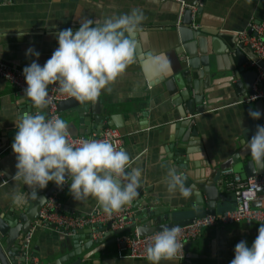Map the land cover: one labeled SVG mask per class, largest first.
<instances>
[{
  "label": "crops",
  "instance_id": "1",
  "mask_svg": "<svg viewBox=\"0 0 264 264\" xmlns=\"http://www.w3.org/2000/svg\"><path fill=\"white\" fill-rule=\"evenodd\" d=\"M197 3L199 29L208 38L209 46L219 52L217 75L209 86L198 81L192 89L203 92L207 109L200 114L187 113L179 98L163 88L159 78L148 64L147 80L142 63H147L149 53L164 52L172 64V73L181 69L186 57L183 53V26L178 25L179 3L174 0H0V58L22 69L33 59L41 65L58 46L53 33L57 30L79 26L83 20L102 22L112 15H120L139 9L143 14L141 35L137 37L136 53L138 59L129 65L109 86L102 90L101 104L97 105L102 116L108 119L95 126V115L83 122L74 110L59 111L67 125L70 135H88L99 132L106 126L118 127L122 134V147L130 156V168L141 169V184L137 197L131 202L132 216L137 225L147 226V221L138 218L141 213L153 207L158 208L160 218L173 214L177 219L202 216L206 210V195L202 194L200 182L210 181L217 184L220 198L216 203L217 213L235 207L234 196L218 184L221 166L232 167L242 177H246L244 164L252 160L246 149L248 138L257 125H262L263 107L251 103H237L232 82H242L246 88L254 89L256 81L249 60L243 66L240 79L231 81L233 62L224 52L228 51L230 39L238 38L236 32L249 30L251 22L264 24V0H193ZM192 28V27H191ZM191 28H188L190 31ZM194 30V28H192ZM7 34L4 38V32ZM198 31V30H196ZM32 47L40 53L39 57L26 56L27 48ZM253 52L250 50V55ZM255 54V53H254ZM253 57V55H252ZM244 81V82H243ZM50 86V85H49ZM264 89V87H263ZM102 107V108H101ZM249 110L261 112L259 119L248 115ZM39 113L45 118L48 107L37 108L16 87L0 77V216L6 212L19 210L11 203L13 192H22L26 198L36 190L22 182L12 180L15 173V154L8 149L16 132L15 122L21 114ZM189 120V121H188ZM102 121V120H101ZM180 122L185 123L180 129ZM188 127H186L187 123ZM90 124V127H89ZM186 127V128H185ZM196 128L200 138L191 134ZM89 130L91 131L90 133ZM180 138L191 141L187 146V169L179 168L175 157L176 142ZM178 139V141H174ZM199 140V141H198ZM201 152L203 159L197 164L189 159L190 154ZM227 164H230L226 166ZM169 168H174L186 177V185H191L192 195L185 198L178 192L169 194L164 182ZM203 168L205 175L200 176L197 169ZM130 170V169H129ZM51 182V181H50ZM49 182V183H50ZM71 183V182H70ZM205 200L203 208L196 209L197 203ZM64 213L86 215L96 208L98 202L88 197L81 201L73 199L69 186L60 198ZM146 204L148 207L146 209ZM35 203L32 206L35 207ZM43 207V206H42ZM41 210V209H40ZM151 219L152 224H156ZM132 224L128 222L127 225ZM259 224L247 226L245 223L216 224L202 230L200 237L185 244L188 256L183 259L161 260L159 264H229L234 256V246L240 240L250 245L257 235ZM136 228L127 229L126 233ZM103 234L93 237L98 242L86 248L81 244L74 249L73 236L60 235L45 225L36 229L29 246V256L35 264H49L52 260L63 258V264H150L147 259H131L119 256L115 234L112 229H104ZM69 254V255H68ZM72 254V255H70ZM69 256V257H68ZM64 257H68L64 259Z\"/></svg>",
  "mask_w": 264,
  "mask_h": 264
},
{
  "label": "clouds",
  "instance_id": "2",
  "mask_svg": "<svg viewBox=\"0 0 264 264\" xmlns=\"http://www.w3.org/2000/svg\"><path fill=\"white\" fill-rule=\"evenodd\" d=\"M143 14L139 9L120 15H112L102 22L83 20L72 27L53 33L57 47L50 57L39 64L33 59L22 68L26 83L24 96L38 109L49 104V85L56 83L58 91L69 98L84 103L95 102L102 90L137 61V37L141 35ZM7 31L4 32V38ZM26 56L38 58L40 53L29 47ZM149 67L158 76L172 72V64L164 52L145 56ZM248 115L259 119L260 111L249 110ZM15 122L16 132L11 143L15 154V173L12 180L22 182L30 189H43L51 181L59 188L71 177L69 192L73 199L81 201L94 198L102 211L111 215L131 203L137 197L141 184V169L130 168L131 160L123 147H116L110 139H83L78 144L67 139V125L59 117L46 119L43 115L21 114ZM248 150L256 168H264V125H257L248 138ZM197 164L203 159L201 152L190 154ZM130 169V170H129ZM204 176L203 168L197 169ZM186 177L169 168L164 182L169 194L178 192L182 197L192 195ZM36 194V191L31 193ZM11 203L16 207L27 203L26 195L13 192ZM176 226L163 227L152 237L146 248L150 264L172 260L181 250ZM229 264H264V223L259 224L257 235L249 245L240 240L234 246V256Z\"/></svg>",
  "mask_w": 264,
  "mask_h": 264
},
{
  "label": "water",
  "instance_id": "3",
  "mask_svg": "<svg viewBox=\"0 0 264 264\" xmlns=\"http://www.w3.org/2000/svg\"><path fill=\"white\" fill-rule=\"evenodd\" d=\"M199 12L200 9L198 10V13ZM190 16V10L186 9L181 23L184 28L182 31L184 39L183 53H185L186 57L181 62V69L166 76H158L155 73H151L152 76L160 79L156 84H160L169 94L176 95L179 98L183 105L185 113L183 115L184 118L187 113L191 114L190 116H194L207 109L203 92H200L198 89L197 92L193 94L192 89L198 85V81H202L203 84L207 86L211 84L212 78L217 75V64L220 60L218 56L219 52L213 51L210 48L206 33L199 28L194 30L191 28ZM188 28H191L190 31ZM249 33H251V30ZM250 50L253 52V57L250 55ZM224 53L227 54L233 62V67L230 69L231 81H233V79H240L243 74V72H241L243 66L248 63L249 60H257V56L254 54L252 47L250 45H245L243 42L239 41L238 38L230 39L228 51ZM144 64L148 63H142L144 74L146 78H148V73L145 71ZM259 64L264 65V60L259 61ZM250 72H252L255 77L257 76V70H251ZM147 80L149 81L151 79L148 78ZM231 85L237 97L240 96L243 98L254 93L252 86L251 88H246V85L242 82H232ZM254 102L263 107L262 100H256ZM101 103L102 100L100 97H98L95 102L87 101L84 103L78 102L74 98H69L59 102L58 110H74L82 118L83 122L91 120L92 115H95L94 125L100 128L101 126L99 125L108 119V116L100 115L101 112L97 108V105H100ZM184 124L185 123L180 122L179 128L183 129L185 126ZM188 124L189 122L186 127H188ZM188 129H190V127H188ZM90 132L91 131L89 130L88 133ZM190 133L193 134V136L200 138L196 128H191ZM179 140H181V142H176L175 146L176 151L179 152L175 157V162L179 168L187 169L189 166L188 157H184L183 153H187V146L191 144V141L195 140H186L184 138H180ZM174 141H178V139H175ZM228 165L230 164H227L226 166ZM223 167L224 166H221L222 170L224 169ZM244 171L246 176H252L261 173L263 168H256L251 160H247L244 164ZM56 187L57 186L54 182L48 183L43 189H38V192H36L35 195L31 194L27 203L19 210L16 209L11 212L9 211L6 212L4 216H0V264H35L33 256L35 257L36 255L29 256V248L27 249L24 247L23 240L33 221L39 217L40 209L52 195ZM199 187L202 194L206 195L207 202L205 214H216V203L220 198L217 184L215 185L214 182L211 183L210 181H204L200 182ZM34 203L36 205L33 208L32 206ZM204 203L205 200H202V202L197 203L195 208H203ZM254 205L258 206L259 203L256 202ZM147 207L148 204H146V209ZM98 208H100V206H98ZM135 215L138 216V218H143L147 221V226L137 225L135 222V216H131L128 218V221L132 224L126 225L120 230L113 231L112 234L116 235L131 228H137L140 234H147L154 230H162L165 226L172 227L174 225H185L192 222L196 217H199L191 216L188 218L177 219L173 214L167 213L160 218V212L156 207H153L149 211H145L140 215L135 213ZM150 218L154 220L156 218V224H152ZM111 227V222H109L105 226H98L96 230L103 231L106 228L111 229ZM91 232V229H83L74 235L71 241L74 249L78 248L81 244H84L86 248H89L94 243H97L98 241L93 238ZM113 239L115 241V236ZM68 257H64V259H67ZM62 262L63 258H58L52 260L49 264H63Z\"/></svg>",
  "mask_w": 264,
  "mask_h": 264
},
{
  "label": "built area",
  "instance_id": "4",
  "mask_svg": "<svg viewBox=\"0 0 264 264\" xmlns=\"http://www.w3.org/2000/svg\"><path fill=\"white\" fill-rule=\"evenodd\" d=\"M179 3L178 25H182V17L186 9L191 12V27L199 28L198 24V6L192 0H174ZM249 30L236 32L238 40L245 45H250L254 50L257 60L250 62L251 66L257 68V77L254 84V93L240 98L237 103H251L256 100L263 102V121L264 125V65L259 64V61L264 60V24L251 22ZM251 30V33L249 31ZM0 77L7 80L10 84L16 87L20 94L26 87L22 69L6 62L0 58ZM69 99L66 94H61L58 91V85L53 83L49 86V114L46 117H59L58 104L62 100ZM100 139L108 138L116 147H122L123 139L121 131L115 126H106L99 132H92L88 135H70L67 132L69 142L78 144L83 139ZM12 143V142H11ZM11 143L8 149H11ZM71 182V177L66 178L65 184L62 187H56L52 195L40 210L39 217L35 219L27 231L23 243L25 248H29L34 233L40 226L47 225L50 230L63 235L74 236L80 230L91 229L93 237H98L103 234L102 231L96 230L98 226H105L111 222L113 231L120 230L128 224V218L132 216V204L129 203L121 208L120 211L113 212L111 215L105 214L101 208H96L86 215L64 213L62 211L61 196L68 188ZM218 184L226 190L231 191L234 196L235 207L226 210L222 213L204 214L196 217L192 222L185 225H174L179 228L180 234L177 237L181 244V250L177 252L176 259H183L188 256L185 249L186 242L200 237L202 230L206 227L216 224H236L245 223L251 226L253 223H264V168L259 174L246 176L245 178L232 167H226L221 170ZM259 205L255 206L254 203ZM49 224V225H48ZM160 230H154L147 234H140L137 228L130 233L121 232L116 234L115 242L118 248L119 256L131 259H146V248L152 243V237ZM34 261V259H33ZM35 262V261H34Z\"/></svg>",
  "mask_w": 264,
  "mask_h": 264
}]
</instances>
